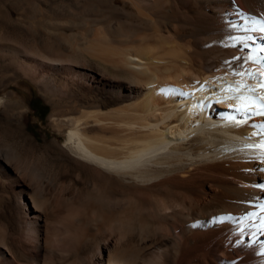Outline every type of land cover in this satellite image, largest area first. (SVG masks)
Wrapping results in <instances>:
<instances>
[{
	"label": "bare ground",
	"instance_id": "1",
	"mask_svg": "<svg viewBox=\"0 0 264 264\" xmlns=\"http://www.w3.org/2000/svg\"><path fill=\"white\" fill-rule=\"evenodd\" d=\"M34 4L40 20L23 22L24 38L0 41V124L27 125L6 86L28 80L63 140L49 143L53 159L24 162L36 182L20 180L19 232L33 229L35 247L3 239L1 256L17 264H264V191L254 187L264 184V163L236 150L264 116L243 117L235 101L219 99L239 79L243 61L233 57L264 58V34L238 14L264 23V0ZM97 8L105 23L72 29ZM246 37L247 47L234 44ZM205 82L208 91H199ZM229 116L247 123L233 127ZM55 166L75 170L84 186L66 194ZM10 169L0 160L1 173ZM245 215L252 218L241 222ZM227 216L235 219L217 222Z\"/></svg>",
	"mask_w": 264,
	"mask_h": 264
},
{
	"label": "rangeland",
	"instance_id": "2",
	"mask_svg": "<svg viewBox=\"0 0 264 264\" xmlns=\"http://www.w3.org/2000/svg\"><path fill=\"white\" fill-rule=\"evenodd\" d=\"M25 1L0 0V41L4 38L16 40L23 39L25 28L23 22L32 19L35 22L40 20V14L36 6H34V0ZM105 21V13L97 8L89 10L86 15L81 16L70 26H72V29L76 30L78 27H92L93 24L94 26H101ZM64 32L66 33L65 30ZM5 41H8V39ZM2 42H4V40ZM24 82L25 83H10L6 86V89L10 92L9 99L12 98L11 100L20 101L24 104V110L27 112L25 117L27 125L24 129H18L12 125L13 123L0 124V160L9 164L12 170H14L12 171L10 169L11 171L6 175L0 171V242H2L3 239L21 241V245L26 249H33L36 241H38L37 237L33 238V229H31L32 231L30 230L31 233H29V230H23V233L19 232V223L24 210L21 203H19L20 201L24 202V199L17 194V191L22 188L20 180L23 179L25 183L29 185H33L36 182L31 170V176H29L24 162L28 164L31 160L37 157L40 158V156L41 158L53 159L55 157V151L49 148V143L55 141L62 145L61 142L63 138L55 133L48 125L49 117L52 112L51 106L45 101L43 96L31 82L28 80H24ZM23 166H25L26 171H24ZM63 168L64 167L61 166L54 167V169L60 173L58 181L59 183L62 182L66 194L74 195L77 188L84 186V180L76 175V172H74L75 170ZM24 172H27L28 175ZM51 190H49L50 193ZM22 234H25V238ZM242 242H245V240L243 239ZM0 264L17 263L12 257L6 254L1 256L0 254Z\"/></svg>",
	"mask_w": 264,
	"mask_h": 264
},
{
	"label": "snow or ice",
	"instance_id": "3",
	"mask_svg": "<svg viewBox=\"0 0 264 264\" xmlns=\"http://www.w3.org/2000/svg\"><path fill=\"white\" fill-rule=\"evenodd\" d=\"M238 14L247 20H251L254 27L252 31H259L264 34V23L256 20L255 17H250L248 14L239 12ZM233 27H235L233 25ZM246 30V29H242ZM234 44L239 43L244 47H247V41L251 40V37L246 38H233ZM234 46V45H233ZM260 53H264V47L259 48ZM234 61H243L240 65L241 70L233 72V75L239 79L234 84H227L222 87L221 91L224 96L219 98L220 100H230L235 101L233 105L235 112L239 113L243 117H248L251 115L264 116V58L260 56H235ZM226 64L232 63L231 61H225ZM245 65H255V70L252 67H245ZM223 79V78H221ZM251 82V83H250ZM209 82H205L201 85L199 91H208ZM229 124L233 127H242L247 123V119L237 120L235 116L227 117ZM257 131L251 132L247 137V140L252 141L245 143L241 148L236 149L240 152H251L254 153L256 158L264 163V124L254 125ZM259 138V139H257ZM264 171V169H260ZM254 187L259 188L264 191V184H257ZM260 211L264 212V204L260 205ZM252 218L250 215H245L240 217V221L243 222ZM233 220L234 217H219L217 222H222L223 220ZM195 226V225H194ZM261 227H264V220L261 222ZM240 231H243L241 227Z\"/></svg>",
	"mask_w": 264,
	"mask_h": 264
}]
</instances>
